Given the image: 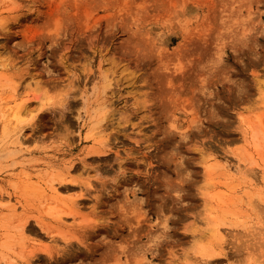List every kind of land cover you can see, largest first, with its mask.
<instances>
[{"label":"rangeland","instance_id":"1","mask_svg":"<svg viewBox=\"0 0 264 264\" xmlns=\"http://www.w3.org/2000/svg\"><path fill=\"white\" fill-rule=\"evenodd\" d=\"M263 136L264 0H0V264H264Z\"/></svg>","mask_w":264,"mask_h":264},{"label":"bare ground","instance_id":"2","mask_svg":"<svg viewBox=\"0 0 264 264\" xmlns=\"http://www.w3.org/2000/svg\"><path fill=\"white\" fill-rule=\"evenodd\" d=\"M38 82V81H37ZM36 83V82H35ZM258 83V82H257ZM37 84V83H36ZM40 84V83H39ZM261 85V84H260ZM37 87V86H36ZM15 89L16 88H14V91H15ZM11 97H14V93L11 95ZM51 103H52V101H50L49 102V105H51ZM27 108V102L26 101H23L22 103H20L19 105H18V107L15 109V111H14V114H13V117H15V118H18L19 117V111L20 110H22L23 112H25V109ZM34 115H38V113L37 114H34ZM124 116V115H123ZM127 117V116H126ZM34 116L31 118L32 120L31 121H33L34 120ZM122 119V118H121ZM125 119V118H124ZM67 120V119H66ZM64 122V121H63ZM68 125V122L67 121H65V123H64V126L66 127ZM43 130V129H42ZM42 132V131H41ZM259 134V133H258ZM256 137V135H254L253 136V138H255ZM262 137V136H261ZM263 139H264V136H263ZM254 141H255V139H254ZM263 141V140H262ZM264 143V142H263ZM210 167H211V165H209ZM210 167H207V169L208 168H210ZM206 169V170H207ZM211 170V169H210ZM213 170V169H212ZM208 171V174H209V176L211 175V172L212 171H209V170H207ZM206 171V172H207ZM69 190H65V192H68ZM46 192H47V195H49V197L50 198H52V199H55V200H57V201H64L63 200V195H62V192L59 190V188L57 187V186H55V184H53V183H50L49 184V186H48V189L46 190ZM219 195V194H218ZM221 195V194H220ZM210 196V197H209ZM208 197H209V202H212L211 200L212 199H215V198H217V200H220V198H219V196L218 197H215L216 195L214 194V195H209ZM222 196V195H221ZM207 197V198H208ZM222 198V197H221ZM77 201L78 200H75L74 198L73 199H70L69 200V203L70 204H72L73 206L75 205V204H77ZM217 203H219V201L217 202ZM209 204H211V203H209ZM14 206H17V204L16 205H14ZM13 206V207H14ZM215 207L213 206L212 207V209H211V211L214 209ZM12 210V212H14L15 210H16V208L14 209H11ZM73 211H69V212H58V211H54L52 208H49L48 210H47V215L48 216H50L51 218H53V219H55L56 221H61L63 218V215H65V214H71ZM209 213V215H210V218H209V222H210V219L212 220V222H210L209 224H208V228L206 229V231H207V233H202L203 235H200V237H198L197 239H196V241H195V244L197 243V241L199 240V239H203V237H207V241H206V243L207 244H205V242H201L200 241V243L199 244H197L196 245V249L198 250V253L200 254V255H202L204 258L206 257V259L207 258H211V257H213V256H215V255H218V253L217 252H215V250L214 249H212L211 248V246H210V243H212V242H216V241H218L219 242V240L221 239V231H220V222L217 220V218L215 217V218H213L212 216V213L211 212H208ZM67 215H65V216H67ZM69 216V215H68ZM208 220V219H207ZM83 221V220H82ZM86 223V222H85ZM26 224H27V222H26V220H24V222H22V223H20L19 224V226H18V232L21 234V235H24V233H25V230L27 229V227H26ZM87 226H89L88 224H87ZM193 228H194V226H193ZM27 230H29V228L27 229ZM189 231H190V229H189ZM193 233H195L196 232V229H193V231H192ZM197 233H199V232H197ZM65 240H67V238H66V236H65V234H60ZM194 235V234H193ZM204 240H205V238H204ZM193 243H194V241H193ZM202 243H204V244H202ZM212 244H214V243H212ZM217 244V243H216ZM194 245V244H193ZM214 248V247H213ZM47 250V249H46ZM48 251V250H47ZM46 251V252H47ZM201 257V256H200ZM212 260V259H211Z\"/></svg>","mask_w":264,"mask_h":264}]
</instances>
